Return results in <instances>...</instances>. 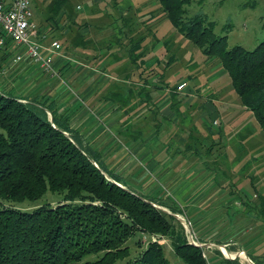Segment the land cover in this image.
<instances>
[{"label":"rangeland","instance_id":"obj_1","mask_svg":"<svg viewBox=\"0 0 264 264\" xmlns=\"http://www.w3.org/2000/svg\"><path fill=\"white\" fill-rule=\"evenodd\" d=\"M32 2L35 21L47 35L48 42L58 41L62 47L58 56L63 60L62 67L55 68V76L63 78L68 88L60 82V90L65 88V91L57 92L55 98L64 102L71 95L77 109L86 111L92 122L104 120L97 114L98 106L108 109L106 126L109 125L111 131L101 133L100 137L97 135L95 143L106 155L104 160L110 169L126 176L128 186L135 192L161 198L168 204L174 203L182 209V215L162 209L182 219L177 218L188 238L194 227L197 237L209 241L210 236L206 233L210 227L204 226L202 221V229L198 230L194 224L195 191L196 201L203 208V218L210 221L212 209L221 212L216 216L217 226L218 220L226 221L223 228L227 235L240 236L248 259L241 245L231 236L228 239L230 245L223 250L238 248L235 254H238L239 263L255 264L248 255L264 252V221L259 213L262 201L254 189L264 195V130L254 113L243 108L231 77L220 61L207 57L185 38L166 17L159 0ZM186 9L187 16L201 14L214 22L218 34L228 35L229 48L240 45L254 50L264 41V0H192ZM134 46L137 53L143 50L144 61L151 67L141 64L142 70L132 62ZM68 66L73 69L71 72L66 69ZM142 71L148 73L151 86L144 87L140 82ZM160 73L164 74L163 79H160ZM3 79L0 76V81ZM182 83H186L190 90L201 87L203 98H198L201 92L197 90V98H191V101H188L191 96L187 94L174 97L182 94L184 88H178ZM208 96L215 99L224 135L236 141L250 132L252 144L249 148L258 150V160L262 163L245 172L225 162V150L215 151L213 146L212 153L206 154L212 144L209 140L212 132L208 129L214 126L207 124L202 129L199 123L196 124L200 115L196 107ZM72 97L64 103L70 105ZM190 135L193 139L189 138ZM132 137L142 141V146H152V154L160 153L157 160L166 164L162 173L158 174L157 168L148 165L134 152L132 142H127ZM243 142L248 144L247 139ZM186 144H193L199 154L175 153L184 151ZM120 151L123 155H119ZM62 201L61 194L48 192L34 202L0 200V209L13 207L31 212L43 205L56 206ZM244 201L252 208L245 211L241 206ZM139 241H142L140 247L137 245ZM149 241L147 236L136 233L126 243L130 257L117 264H126L129 259L139 256ZM161 243L165 245V255L171 264H186L173 251L168 240H161ZM203 253L207 255V252ZM98 257L90 255L86 259L93 261Z\"/></svg>","mask_w":264,"mask_h":264},{"label":"trees","instance_id":"obj_2","mask_svg":"<svg viewBox=\"0 0 264 264\" xmlns=\"http://www.w3.org/2000/svg\"><path fill=\"white\" fill-rule=\"evenodd\" d=\"M191 1L159 0L172 25L207 57L220 61L242 105L264 130V41L254 50L229 48L228 35L218 34L214 22L201 14L187 16ZM133 48L131 59L138 64L143 53ZM72 115L54 97L23 98L0 89V200L34 202L48 192L63 197L56 206L31 212L0 209V264H117L130 257L126 243L138 232L150 241L126 264H171L161 240H168L186 264H208L203 248L190 243L177 217L160 207L180 215L182 209L132 190L126 176L110 169L103 153L72 126ZM132 138L127 142L139 141ZM212 150L213 144L206 154ZM175 153L199 154L193 144ZM90 255L99 257L87 260Z\"/></svg>","mask_w":264,"mask_h":264},{"label":"crops","instance_id":"obj_3","mask_svg":"<svg viewBox=\"0 0 264 264\" xmlns=\"http://www.w3.org/2000/svg\"><path fill=\"white\" fill-rule=\"evenodd\" d=\"M105 24H106V22H105ZM144 49H145L144 51H146V47ZM13 50H15V49H13V48L5 49L1 55L0 71L2 69V73L0 74V76H3V78H4L3 80L0 81V89L1 90L5 91V92H9V93L11 92L14 95H17V96H20L23 98L36 99L37 97H40V99H46V98H50V97L55 98L59 94L57 92H60V93L64 92L65 88H68V85L65 83L63 78L57 79L59 76L56 77V76H50V75L45 74V73L42 74L41 72H43V71H41V69H39L37 66H35L33 63H31L27 59L25 61L20 62V63H13L11 60L12 56H13L12 55ZM139 53H143V55H144L143 50L139 51ZM144 59H146V57H141L140 62L137 64L140 69H142L141 64L147 65V66H145L146 68L151 67V65L149 63H145L146 60L144 61ZM61 60H62L61 58L56 57L55 68L60 69L62 67ZM10 62H12V65ZM64 64H67V62L65 63V61H64ZM69 67L70 66L66 67V69ZM69 70H70L69 72H71L73 69L69 68ZM145 75H144L145 79L143 82L141 81L142 79L139 75L140 82L142 84H144V87L151 86V81L148 80V73L146 71H145ZM160 75H161L160 79H163L162 76L164 74L160 73ZM161 81L164 82V80H161ZM60 82L63 83V85H65L64 89L60 90V86H59ZM196 90L201 92V96H199L198 98H203V96H202L203 90L201 87L196 88L195 90H190L187 85L184 87V90L180 92L182 94H180L179 96H177L175 94L174 97H181L183 94H187V96H189V97L191 96L188 101H191V98L192 99L197 98V96L195 94ZM209 91H211V89H209ZM212 93L214 94V92H212ZM213 94H211V96ZM146 96H148L147 91H146ZM71 97L72 96L70 95L68 98H66L64 100V102L71 99ZM64 102H63V100H59V103L61 105V110H64V109H70L71 110V112L73 114L72 115V126L76 129H79L81 131V133L83 134V136L87 139V141L91 142L92 144H94L99 149V147L95 143L96 136L99 135V137H100L101 133L111 131L110 126L109 125L106 126V123H107L106 118H108V116H107L108 109L106 107L101 106V105H100V107L98 106L97 114L100 115L101 117H103L105 121L103 120V121H98V122H92L89 120V117H88L89 114L86 111H82V110L79 111L77 109L76 102H75L74 98L72 99V102L70 103V105H69V103L66 104ZM196 108H198L199 113H200V115L198 117L199 121H197L196 124L199 123L198 125H200L202 127V129H203V126H205L207 124L214 126V128L208 129L209 131L212 132L211 133L212 137H210L209 140L212 141V144L215 148V151H217V150H220V151L225 150L226 151V153L224 155L225 162H229L231 165L239 167L240 171L243 170L245 172H247V170H251L252 168L257 166L258 164L263 162V161L260 162L258 160V157L260 155L258 153V150L256 151L255 148H251V149L249 148V144H252V142L250 143V141H249L250 140V136H249L250 132L245 134L241 138L236 139V141H232L230 138L227 137V135H224L225 133L222 130L221 114L215 105V99L214 98L211 99L210 96H208L207 99L202 100L200 105ZM243 108H245V107H243ZM207 117H211L210 121H212V123L207 120ZM215 132H216V134H214ZM246 139L248 140V142H247L248 144H244L246 142H243ZM141 142L142 141H136V142L132 143L133 148H134V152L137 153V155H139L140 158L145 160L148 165H151L154 168H157L158 174L162 173V171L165 169L164 167H166L164 165H166V164H164L162 161L157 160V158H159V156H160L159 155L160 153L152 154L151 150L153 147L151 146V148H148V146L146 144L142 146ZM258 149H260V148H258ZM116 155H117V153H116ZM119 155H123V151L122 152L120 151ZM105 156L103 155L104 158H106ZM106 163H107V161H106ZM246 178L248 179V176H244V179H246ZM252 178H254V177L252 176ZM254 189L256 192H258L257 194L259 195V197L262 200L264 198V195L259 193L257 188L254 187ZM194 193H195V191H194ZM194 193H193V204H194L193 219H194V224H195L196 228H198V230L202 229V224H203L202 221L204 222V226L207 224L210 228L208 229L209 232L206 233V236L207 235L210 236V240L209 241L204 240V239L202 240L199 237H197L198 235L196 236V234L194 232L195 231L194 227H192L193 232H191V234L193 235L195 241L201 245V247L203 248V251L207 252L208 258H206V259L208 260V263L209 264H219L224 259L231 260V261L239 260L237 258L238 254H235V253H237V251H239L238 248H235V247L228 248L229 252L227 250H225V251L223 250V248H226L230 245V243L228 242L229 241L228 239L230 238V236L235 239L236 243H239L241 245V247H242L241 249L244 251L245 256L247 257V253L243 249L242 239H239L240 236H238V235L234 236L231 234L227 235V230H225L223 228L224 224H226V221L218 220L217 223L219 226H217L216 221L218 218L216 216H217V214H219L221 212H217L216 210L212 209L211 213L213 216L210 219V221H208V219H206V218H203V214H202L203 208L199 207L200 204L196 201ZM226 196L228 197V195H226ZM241 206L244 208L245 211H247L248 208L249 209L252 208V207H250V203L247 201L242 202ZM206 207H207V205H205L204 208L206 209ZM259 213H260V215H262L263 221H264V211L262 208V204H261ZM259 213H258V215H259ZM253 224L255 226V223H252V225ZM238 233H240V231H238ZM189 241H190V239H189ZM190 243H192V242L190 241ZM223 252H225V253H223ZM226 252L229 253L230 256ZM248 256L253 260V262L255 264H256V262H257V264H264V252H261V254H259V255L257 254V255H251V256L248 255Z\"/></svg>","mask_w":264,"mask_h":264},{"label":"built area","instance_id":"obj_4","mask_svg":"<svg viewBox=\"0 0 264 264\" xmlns=\"http://www.w3.org/2000/svg\"><path fill=\"white\" fill-rule=\"evenodd\" d=\"M32 3V0H0V59L8 46L15 49L11 55L13 63L27 59L44 73L55 76V60L61 55L62 47L58 41L48 42L35 21ZM185 86L182 83L178 88L182 90ZM189 239L201 247L192 234Z\"/></svg>","mask_w":264,"mask_h":264},{"label":"water","instance_id":"obj_5","mask_svg":"<svg viewBox=\"0 0 264 264\" xmlns=\"http://www.w3.org/2000/svg\"><path fill=\"white\" fill-rule=\"evenodd\" d=\"M162 209V207H160ZM177 218H179V220H182L179 216L175 215ZM253 264V263H252Z\"/></svg>","mask_w":264,"mask_h":264},{"label":"bare ground","instance_id":"obj_6","mask_svg":"<svg viewBox=\"0 0 264 264\" xmlns=\"http://www.w3.org/2000/svg\"><path fill=\"white\" fill-rule=\"evenodd\" d=\"M244 256V255H243ZM248 259V258H247Z\"/></svg>","mask_w":264,"mask_h":264}]
</instances>
